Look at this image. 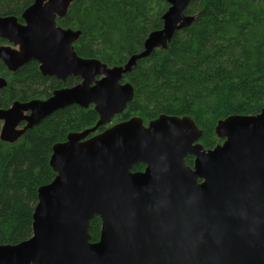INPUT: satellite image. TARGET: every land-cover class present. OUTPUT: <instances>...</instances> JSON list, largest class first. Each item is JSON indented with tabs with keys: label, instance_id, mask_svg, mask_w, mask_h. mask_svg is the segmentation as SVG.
<instances>
[{
	"label": "water",
	"instance_id": "water-1",
	"mask_svg": "<svg viewBox=\"0 0 264 264\" xmlns=\"http://www.w3.org/2000/svg\"><path fill=\"white\" fill-rule=\"evenodd\" d=\"M39 1L24 13V28L0 16V37L25 51L0 46V59L10 70L35 59L42 74L81 82L0 108V139L12 143L73 103L93 104L98 120L52 146L55 176L37 188L32 233L0 244V264H264V107L219 120L215 132L224 141L211 149L199 144L188 116L159 115L147 125L133 116L87 138L131 100L132 86L122 79L136 60L166 48L192 21L184 13L190 0H166L162 27L147 35L141 52L112 67L77 56L70 43L79 32L54 26L53 13L69 0H49L45 8ZM137 163L144 169L131 172ZM93 216L101 221L95 242L88 234Z\"/></svg>",
	"mask_w": 264,
	"mask_h": 264
},
{
	"label": "trees",
	"instance_id": "trees-1",
	"mask_svg": "<svg viewBox=\"0 0 264 264\" xmlns=\"http://www.w3.org/2000/svg\"><path fill=\"white\" fill-rule=\"evenodd\" d=\"M29 0H0V14H16ZM166 0H76L63 23L80 31L76 53L107 66H119L143 49L147 35L162 27ZM184 13L193 16L176 30L166 48H155L137 59L122 82L133 96L112 123L138 116L146 124L159 115L188 116L200 131L199 144L213 148L222 139L217 122L231 115L257 114L264 107V0H190ZM0 90V107L14 100L46 98L54 89L70 86L42 75L34 61L7 72ZM98 114L70 104L27 128L18 140L0 139V244H15L32 233L37 188L51 181V147L69 132L93 126ZM105 126L98 128L102 131ZM185 164L192 166L188 155ZM138 163L132 170H143ZM101 221H89L90 241L99 238Z\"/></svg>",
	"mask_w": 264,
	"mask_h": 264
},
{
	"label": "flooded vegetation",
	"instance_id": "flooded-vegetation-1",
	"mask_svg": "<svg viewBox=\"0 0 264 264\" xmlns=\"http://www.w3.org/2000/svg\"><path fill=\"white\" fill-rule=\"evenodd\" d=\"M48 1L49 0H40L39 1V4H40V8H45V5L48 3ZM76 0H69L68 2H67V4H66V6H65V8H64V10L63 11H60V12H54L53 14H54V17H53V20H54V26L56 27V28H60V29H63V30H71V31H73V32H79L78 33V35H77V37L75 38V39H73L72 41H71V47H72V50L76 53V51H75V48H74V42L79 38V35H80V31L79 30H77V29H72L71 27H69V26H66V25H64V23H63V20H64V17H65V15L67 14V12H68V10H69V8H70V6L75 2ZM36 2V0H29V2H27V4H25L24 5V7H22L21 8V10L18 12V13H16V14H0V16L1 17H9V16H11V17H13L14 18V20H15V23L19 26V27H21V28H24V27H26V25H27V23H26V20H25V18H24V13L26 12V10H28L34 3ZM163 15V14H162ZM162 18V17H161ZM0 46L1 47H5V48H9V49H11L16 55H18V54H21L22 56H24V50H22V49H20V47H19V45H17V44H14L13 42H10L7 38H2V37H0ZM76 55L77 56H79L77 53H76ZM19 56V55H18ZM79 57H81V56H79ZM81 58H84V57H81ZM94 59V58H93ZM0 61L3 63V61L0 59ZM29 61H34L36 64H37V69H38V71L41 73V71H40V69H39V62L37 61V60H35V59H29V60H27V61H25V62H23L21 65H18L14 70H10V69H8V67L5 65V67H6V70H7V72H11V73H13V72H15L19 67H22L23 65H25L27 62H29ZM42 74V73H41ZM42 75H46V74H42ZM46 76H51V75H46ZM0 77L2 78V79H4V81H5V86L7 85V81H6V78L4 77V76H2V75H0ZM53 77H55V76H53ZM72 77H78L79 78V81L77 82V83H75V84H72V85H70V86H63V87H60V88H67V87H72V86H75V85H77V84H79L80 82H81V79H80V77L79 76H74V75H70V76H67L65 79H58V78H56V79H58V80H60V81H62V82H66V80L68 79V78H72ZM5 86H3V87H5ZM3 87H1L0 88V90L3 88ZM57 89H59V88H57ZM55 90V89H54ZM53 90V91H54ZM52 91V92H53ZM52 92H51V94H52ZM50 94V95H51ZM49 95V96H50ZM49 96H47V97H49ZM46 97V98H47ZM46 98H43V99H46ZM31 99H42V98H38V97H33V98H30V99H28V100H25V101H20V100H14V101H19V102H26V101H29V100H31ZM13 101V102H14ZM12 102V103H13ZM11 103V104H12ZM10 104V105H11ZM74 104V103H73ZM9 105V106H10ZM93 105V104H92ZM8 106V107H9ZM79 106V105H78ZM7 107V108H8ZM81 107V106H80ZM93 107H94V105H93ZM1 108V107H0ZM83 108H87V107H83ZM1 109H6V108H1ZM261 111V110H260ZM259 111V112H260ZM258 112V113H259ZM28 112H25V114H27ZM257 113V114H258ZM98 114V113H97ZM252 115H256V114H252ZM115 116V115H114ZM113 116V117H114ZM112 117V118H113ZM133 117V116H132ZM112 118L110 119V122H109V124L108 123H106V124H103V125H107V126H105V128L104 129H106V128H108V127H110L112 124H114V123H112ZM129 119V118H128ZM127 120V119H126ZM121 121H124V120H121ZM117 122H119V121H117ZM1 123V122H0ZM116 123V122H115ZM96 124V123H95ZM94 124V125H95ZM143 124L144 125H147V123L145 124L144 122H143ZM25 125V122L24 121H21L20 123H19V125L18 126H20L19 128H21V127H23ZM93 125V126H94ZM102 125V126H103ZM100 127V126H99ZM98 127V128H99ZM98 128L94 131V132H91V133H89L88 135H87V138H89V137H92V136H94V135H96V134H98V133H100L101 131H99L98 132ZM103 129V130H104ZM102 130V131H103ZM81 131H83V130H81ZM81 131H75V132H81ZM24 133V132H23ZM72 133V132H71ZM69 134V133H68ZM67 134V135H68ZM67 135H66V138H65V140L64 141H66L67 140ZM20 138V137H19ZM19 138H17V140L19 139ZM222 139V141L219 143V144H221L223 141H224V138H221ZM64 141H62V142H64ZM15 142V141H14ZM10 143V142H9ZM13 143V142H12ZM57 143H59V142H57ZM54 145V144H53ZM52 145V146H53ZM217 145V144H216ZM215 145V146H216ZM214 146V147H215ZM209 149H211V148H209ZM51 151H52V147H51ZM51 155V154H50ZM50 159V158H49ZM185 160V159H184ZM138 164V163H137ZM136 165V164H135ZM49 166H50V164H49ZM192 166H193V164H192ZM192 166H189V167H191L192 168ZM51 167V166H50ZM145 167V166H144ZM133 168V167H132ZM52 169V168H51ZM144 169V168H143ZM139 171H141V170H139ZM54 172V171H53ZM131 172H135L134 170H132L131 169ZM55 173V172H54ZM55 176V175H54ZM54 178V177H53ZM52 178V179H53ZM52 179H51V181H52ZM51 181H49V182H51ZM48 182V183H49ZM100 219V218H99ZM91 220V219H90ZM101 228V227H100ZM100 234V233H99ZM99 239V238H98ZM97 241V240H96ZM91 242H95V241H91Z\"/></svg>",
	"mask_w": 264,
	"mask_h": 264
},
{
	"label": "rangeland",
	"instance_id": "rangeland-1",
	"mask_svg": "<svg viewBox=\"0 0 264 264\" xmlns=\"http://www.w3.org/2000/svg\"><path fill=\"white\" fill-rule=\"evenodd\" d=\"M110 122V121H109ZM109 122H107L108 124H109ZM111 123V122H110ZM18 127H20V126H18ZM92 127V126H91ZM85 130V129H84ZM75 132V131H74ZM94 132V131H93ZM69 133H71V132H69ZM50 158V157H49Z\"/></svg>",
	"mask_w": 264,
	"mask_h": 264
}]
</instances>
